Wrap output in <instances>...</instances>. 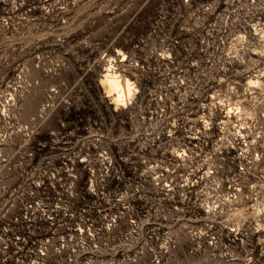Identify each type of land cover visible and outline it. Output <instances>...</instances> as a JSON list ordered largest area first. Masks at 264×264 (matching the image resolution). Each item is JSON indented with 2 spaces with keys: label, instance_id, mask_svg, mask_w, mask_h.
Listing matches in <instances>:
<instances>
[{
  "label": "rangeland",
  "instance_id": "374dc122",
  "mask_svg": "<svg viewBox=\"0 0 264 264\" xmlns=\"http://www.w3.org/2000/svg\"><path fill=\"white\" fill-rule=\"evenodd\" d=\"M0 264H264V0H0Z\"/></svg>",
  "mask_w": 264,
  "mask_h": 264
},
{
  "label": "bare ground",
  "instance_id": "6f19581e",
  "mask_svg": "<svg viewBox=\"0 0 264 264\" xmlns=\"http://www.w3.org/2000/svg\"><path fill=\"white\" fill-rule=\"evenodd\" d=\"M100 84L104 92L109 95L113 102L125 103L131 96L132 89L127 80H122L115 75H105Z\"/></svg>",
  "mask_w": 264,
  "mask_h": 264
}]
</instances>
